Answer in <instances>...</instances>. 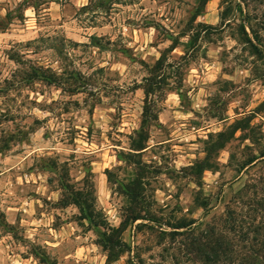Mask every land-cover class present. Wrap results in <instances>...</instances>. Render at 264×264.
<instances>
[{"label":"clouds","instance_id":"9594fccd","mask_svg":"<svg viewBox=\"0 0 264 264\" xmlns=\"http://www.w3.org/2000/svg\"><path fill=\"white\" fill-rule=\"evenodd\" d=\"M0 264H264V0H0Z\"/></svg>","mask_w":264,"mask_h":264}]
</instances>
